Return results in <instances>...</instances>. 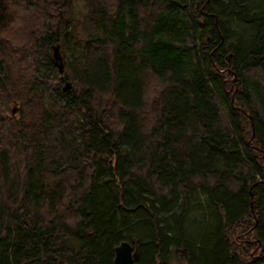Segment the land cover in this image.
<instances>
[{"label":"trees","instance_id":"1","mask_svg":"<svg viewBox=\"0 0 264 264\" xmlns=\"http://www.w3.org/2000/svg\"><path fill=\"white\" fill-rule=\"evenodd\" d=\"M75 1L0 0V264H264V0Z\"/></svg>","mask_w":264,"mask_h":264},{"label":"water","instance_id":"2","mask_svg":"<svg viewBox=\"0 0 264 264\" xmlns=\"http://www.w3.org/2000/svg\"><path fill=\"white\" fill-rule=\"evenodd\" d=\"M53 56L55 59V63L58 65L60 72L63 71V64L61 63V53L58 45L52 46ZM64 90L68 91L71 87L69 81L64 83ZM16 111L13 108L12 112ZM138 254L137 246L133 245L131 242L127 240H123L115 247V257L113 260V264H134L135 257Z\"/></svg>","mask_w":264,"mask_h":264},{"label":"rangeland","instance_id":"3","mask_svg":"<svg viewBox=\"0 0 264 264\" xmlns=\"http://www.w3.org/2000/svg\"><path fill=\"white\" fill-rule=\"evenodd\" d=\"M83 8H84V4H83V2L80 3L79 0L75 1L74 9H75V11H77V12H76L77 14H80V12L83 11ZM25 12L28 13V12H34V11H32V10H26ZM71 84H72V83H71ZM149 84H150V83H149ZM13 108L17 109L16 106H14ZM251 253H252V252H251ZM171 264H185V263L179 261L177 258H176V259L174 258V259L172 260Z\"/></svg>","mask_w":264,"mask_h":264}]
</instances>
